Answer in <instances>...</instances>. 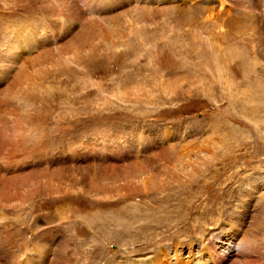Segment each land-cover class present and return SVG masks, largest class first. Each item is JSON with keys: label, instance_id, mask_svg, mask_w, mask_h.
<instances>
[{"label": "rangeland", "instance_id": "obj_1", "mask_svg": "<svg viewBox=\"0 0 264 264\" xmlns=\"http://www.w3.org/2000/svg\"><path fill=\"white\" fill-rule=\"evenodd\" d=\"M0 264H264V0H0Z\"/></svg>", "mask_w": 264, "mask_h": 264}, {"label": "bare ground", "instance_id": "obj_2", "mask_svg": "<svg viewBox=\"0 0 264 264\" xmlns=\"http://www.w3.org/2000/svg\"><path fill=\"white\" fill-rule=\"evenodd\" d=\"M92 217V216H91ZM96 223H97V221H96ZM91 224H93V223H86V225H85V227H86V229L84 228L83 229V232L85 233V234H87V235H91V236H93V228L91 227ZM100 226H101V224H99ZM96 226V225H95ZM95 226H94V228H95ZM104 234H105V232H103V231H100V236H104ZM86 235V236H87ZM102 238H104V237H102ZM211 256V255H210ZM212 257V256H211ZM213 259V258H212Z\"/></svg>", "mask_w": 264, "mask_h": 264}]
</instances>
